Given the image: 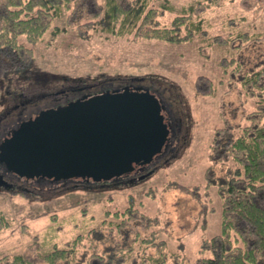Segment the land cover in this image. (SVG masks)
Returning a JSON list of instances; mask_svg holds the SVG:
<instances>
[{
	"label": "rangeland",
	"instance_id": "1",
	"mask_svg": "<svg viewBox=\"0 0 264 264\" xmlns=\"http://www.w3.org/2000/svg\"><path fill=\"white\" fill-rule=\"evenodd\" d=\"M199 1L146 3L148 8L165 4L166 10L158 17L161 25L170 24L182 7L194 3L189 17L201 18V29L179 41L93 29L84 36L69 17L73 10L70 6L51 19L34 43L20 36L19 41L31 48L19 55V60L31 64L26 69L29 73L20 75L30 78L17 82L20 76L7 70V60L0 58V113L7 107L3 97L7 88L24 86L33 93L45 91L53 88V76L57 77L56 88L61 84L142 77L143 83L164 91L173 102L171 107H180L174 115L180 121L172 155L142 177L124 184L98 186L87 182L69 188L45 184L41 188L34 185L16 191L0 190V215L8 221L0 230V257L23 253L35 240L41 251L61 246L101 224L106 210L121 209L130 202L146 213L160 212L170 219L169 249L182 241L186 264L198 255L202 239L219 233L221 199L215 186L206 185L205 171L211 162L209 144L214 130L226 118L237 120L256 103V89L246 80L255 66L264 72V0ZM97 2L105 6V0ZM90 10L94 11L92 7ZM200 77L210 80V85L202 88L205 92L197 90ZM38 79L47 86L33 88ZM177 182L196 188L199 200L179 188H163ZM200 202L205 204L201 213Z\"/></svg>",
	"mask_w": 264,
	"mask_h": 264
},
{
	"label": "trees",
	"instance_id": "2",
	"mask_svg": "<svg viewBox=\"0 0 264 264\" xmlns=\"http://www.w3.org/2000/svg\"><path fill=\"white\" fill-rule=\"evenodd\" d=\"M147 2L105 0V6H99L97 0H0V51L5 53H0V58L7 60V70L20 76L16 81H23L26 77L20 73H29L26 69L31 64L19 60V55L31 48L19 41L20 36L34 43L51 19L70 6L73 10L69 17L84 36L93 29L179 41L201 29V18L189 17L194 3L182 7L170 24L161 25L158 17L166 10L165 4L148 8ZM249 72L252 74L246 82L252 81L249 84L257 96L254 108L237 120L226 118L214 130L209 144L211 162L205 171L206 185L215 186L221 199L220 231L201 240L191 264H264V72L257 66ZM51 78L53 88L43 92L56 90L57 77ZM204 78L197 79L199 92L210 85V80ZM36 84L38 87L33 88L47 86L41 79ZM172 187L199 200L196 188L179 182L167 183L163 188ZM204 209L205 204L200 202L199 212ZM166 217L160 212L146 213L130 202L121 209L106 210L101 224L87 228L61 246L41 251L35 240L23 253L0 257V264H186L182 241L169 249L172 229ZM7 224L6 217L0 215V230Z\"/></svg>",
	"mask_w": 264,
	"mask_h": 264
},
{
	"label": "water",
	"instance_id": "3",
	"mask_svg": "<svg viewBox=\"0 0 264 264\" xmlns=\"http://www.w3.org/2000/svg\"><path fill=\"white\" fill-rule=\"evenodd\" d=\"M149 90L125 85L42 108L5 136L0 160L19 177L55 182L143 170L169 141L165 108Z\"/></svg>",
	"mask_w": 264,
	"mask_h": 264
},
{
	"label": "flooded vegetation",
	"instance_id": "4",
	"mask_svg": "<svg viewBox=\"0 0 264 264\" xmlns=\"http://www.w3.org/2000/svg\"><path fill=\"white\" fill-rule=\"evenodd\" d=\"M22 77V75H21ZM30 78V76L28 77ZM8 81V78L5 77ZM39 80V79H38ZM37 80V81H38ZM145 80L142 77H130L124 80L112 81L101 80L94 81L92 83H80L81 85L75 83H70L67 85H60L56 90H48L46 92H37L33 93L25 88L24 86H20L19 88H15L13 90H9L7 88L5 90L6 103L7 107L4 111L0 113V143L5 138V136L11 132L12 129L16 128L22 121L33 117L37 114L42 108L45 107H55L59 104H62L67 101H71L79 96L85 94H93L98 92H103L107 89L119 88L121 89L125 85L135 86V85H143L145 87H149V91L157 95L165 108L166 121L169 125L168 129V144L166 149L157 156L154 161L146 165L143 170L136 169L132 171L130 174L122 175L117 180H109L107 182L95 183V185H109L112 183H127L132 181V179L137 178L142 175V173L150 172L155 168V166L168 157H170L174 151L175 147V138H176V126L178 125V120L180 121V117L176 118L174 115L176 111H179L180 107L175 105L176 107H171V100L169 101V97L164 94L162 89L158 88L151 83H143ZM18 82V81H17ZM37 86V84L35 83ZM24 87V88H23ZM152 166V167H151ZM86 182V183H85ZM89 183V182H88ZM91 183V182H90ZM48 185L52 187H64L69 188L74 185H82L85 186L87 181H82L79 178H71L66 181H50L47 178H35V179H24L22 177L13 174L8 171L3 163L0 160V190L6 191H16L19 189L30 188L34 185H37L41 188L43 185Z\"/></svg>",
	"mask_w": 264,
	"mask_h": 264
}]
</instances>
